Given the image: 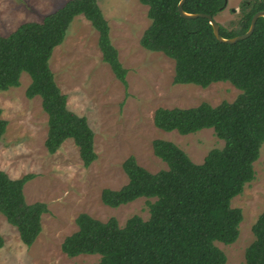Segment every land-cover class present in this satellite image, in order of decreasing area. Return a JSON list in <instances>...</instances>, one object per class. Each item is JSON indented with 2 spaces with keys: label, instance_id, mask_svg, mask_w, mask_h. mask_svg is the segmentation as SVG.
<instances>
[{
  "label": "trees",
  "instance_id": "16d2710c",
  "mask_svg": "<svg viewBox=\"0 0 264 264\" xmlns=\"http://www.w3.org/2000/svg\"><path fill=\"white\" fill-rule=\"evenodd\" d=\"M138 1L147 6L149 19L139 43L173 60V83L205 88L228 81L240 92L234 100L214 106L202 101L190 107H157L152 117L155 127L179 134L213 128L222 147L210 149L202 162L195 163L172 141L153 139V153L167 168L150 172L129 155L121 163L127 183L118 189L104 188L100 195L112 207L140 196L155 197L148 204L149 217L133 215L121 227L114 217L102 221L81 212L75 218L77 230L63 238L61 250L67 256L98 254L96 264H225L226 256L216 242L229 244L238 236L242 211L230 201L252 180L253 162L264 143V17L256 19L247 38L226 43L215 38L207 18L180 16L179 0ZM225 6L226 0H185L182 8L214 18ZM260 10L264 11V0H240L236 25L227 29L219 24L220 35L244 33ZM78 14L97 31L102 61L126 87L127 70L96 0H67L41 21L23 22L0 34V91L18 86L21 73L26 72L30 82L25 95H39L47 114L46 150L53 153L72 138L83 165L88 166L97 157L94 133L84 116L68 108L49 66L54 47L62 43ZM6 124L0 115V137ZM33 176L11 178L0 169V212L27 246L40 232L41 214L47 209L43 202L25 200L23 186ZM251 228L254 239L245 249L244 264H264V210Z\"/></svg>",
  "mask_w": 264,
  "mask_h": 264
},
{
  "label": "rangeland",
  "instance_id": "374dc122",
  "mask_svg": "<svg viewBox=\"0 0 264 264\" xmlns=\"http://www.w3.org/2000/svg\"><path fill=\"white\" fill-rule=\"evenodd\" d=\"M67 0H0V34L6 35L23 22L41 21ZM108 22L109 37L118 59L126 68V87L102 61L98 33L81 14L76 15L62 43L54 47L49 66L70 110L84 116L93 136L97 157L84 166L72 138L49 153L44 145L47 114L41 97L27 98L30 76L22 72L19 85L0 91L1 118L7 124L0 137V169L11 178L26 173L27 203L40 201L47 209L41 214V230L31 245H25L15 226L0 212V264H96L98 254L67 256L61 250L63 238L77 230L76 216L85 212L105 221L116 218L119 226L138 215L149 217V202L155 197L140 196L116 207L101 200L104 188L118 189L127 183L121 163L133 155L150 172L166 169L155 156L153 139H165L179 146L195 163L202 162L212 148L222 147L213 128L179 134L153 124L157 107H190L206 101L217 105L232 101L240 92L228 81L203 88L172 82L174 62L159 51L143 48L139 39L148 26L147 6L138 0H96ZM240 0H226L214 19L227 29L238 19ZM254 175L230 203L242 211L237 238L229 244L216 242L226 256L225 264H244L246 247L254 239L252 224L264 210V143L253 162Z\"/></svg>",
  "mask_w": 264,
  "mask_h": 264
},
{
  "label": "water",
  "instance_id": "95a60500",
  "mask_svg": "<svg viewBox=\"0 0 264 264\" xmlns=\"http://www.w3.org/2000/svg\"><path fill=\"white\" fill-rule=\"evenodd\" d=\"M184 1L185 0H179L177 3V10H178L180 16L185 17V18H197V17L207 18L208 22L210 23V25L212 27V32H213L215 38L221 42L234 43L237 40L247 38L252 33V31L254 29L256 19L260 16L264 17V11L263 10L257 11L252 15L248 29L244 33L238 34V35H235L232 37H223L219 33V23L210 14L201 13V12L188 13V12L184 11L182 8Z\"/></svg>",
  "mask_w": 264,
  "mask_h": 264
}]
</instances>
